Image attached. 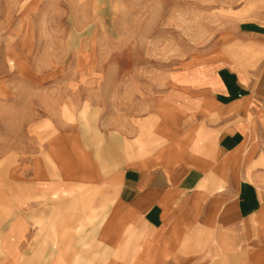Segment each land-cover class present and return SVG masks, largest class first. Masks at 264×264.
I'll return each instance as SVG.
<instances>
[{
    "label": "crops",
    "instance_id": "1",
    "mask_svg": "<svg viewBox=\"0 0 264 264\" xmlns=\"http://www.w3.org/2000/svg\"><path fill=\"white\" fill-rule=\"evenodd\" d=\"M239 25L249 61L222 50L187 60L129 137L114 134L112 154L53 132L45 151L22 145L15 170L1 164L8 261L264 264V171L252 159L264 24Z\"/></svg>",
    "mask_w": 264,
    "mask_h": 264
},
{
    "label": "rangeland",
    "instance_id": "2",
    "mask_svg": "<svg viewBox=\"0 0 264 264\" xmlns=\"http://www.w3.org/2000/svg\"><path fill=\"white\" fill-rule=\"evenodd\" d=\"M241 20L264 24V0H0V169L19 166L22 145L45 151L53 132L112 154L114 134L129 137L187 60L222 50L249 61ZM262 100L252 138L258 171ZM1 248L0 234V264L35 263L8 261Z\"/></svg>",
    "mask_w": 264,
    "mask_h": 264
}]
</instances>
